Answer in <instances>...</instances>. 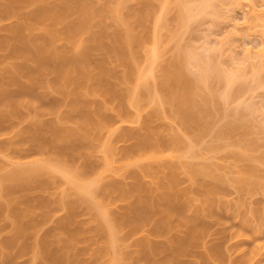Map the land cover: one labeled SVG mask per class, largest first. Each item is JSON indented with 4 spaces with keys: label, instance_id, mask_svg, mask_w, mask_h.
Masks as SVG:
<instances>
[{
    "label": "bare ground",
    "instance_id": "6f19581e",
    "mask_svg": "<svg viewBox=\"0 0 264 264\" xmlns=\"http://www.w3.org/2000/svg\"><path fill=\"white\" fill-rule=\"evenodd\" d=\"M172 3L178 10L174 20L183 23L188 0ZM28 7L32 9L19 21L0 29V63L19 60L0 70V130L14 127L15 121L22 119L20 96L44 102L46 94L39 89L60 96L46 104L48 111L68 106L69 112L60 119L73 126H61L58 120L28 119L15 135L21 138L17 139L20 143L30 142L29 150L39 156L24 161L27 150L17 148L18 142L13 141L8 143L13 146L9 151L19 159L0 155V221L8 219L13 230L5 248L17 244L15 255L31 252L35 264H85V255L102 264H138L139 260L150 264L163 249L152 241V232L137 239L139 257L135 261L125 259L120 246L124 238L142 232L155 218V236L165 234L174 220L187 227L169 255L172 264H187L181 257L198 252L205 228L197 217L186 218L183 213L192 207L197 193L207 200L222 188V182L213 176L210 163L194 164L185 159L194 158L189 154L190 143L184 144L173 134L164 141L152 118L141 119L140 110L143 101H155L153 90L162 105L173 108L185 129L202 134L206 126H201L204 122L193 98L204 96L205 89L209 91V80L221 78L210 69L211 57L193 56L200 80L189 77L180 54L166 62L156 78L159 52L154 41L151 53L147 57L142 54L147 70L139 71L137 60L143 38L134 28L143 29L150 16L152 8L145 2L127 16L122 28L112 32L94 29L101 11L93 9L89 0H0V22L17 17L22 8ZM155 19L152 28L158 34L163 18ZM37 27L39 32L30 35ZM111 61L118 62L122 71L117 72ZM241 75L242 68L238 67L223 80L229 87ZM208 94L203 100L215 101V106V97ZM229 97L230 92L224 94L225 101ZM107 99L115 100L117 108L109 107ZM130 108L135 110L133 117L126 113ZM159 115L155 110L153 117ZM227 124L223 131L216 132L218 140L243 128ZM127 140H132L130 145L116 147V142ZM164 146L170 147V154L164 153ZM256 170L253 165L246 166L237 183L241 187L253 185ZM55 186L59 187V197ZM35 190H39L38 198L32 194ZM42 192L49 195L43 198ZM117 201L125 202L120 212L110 208ZM81 210L88 213L92 230L87 228V220L78 217ZM59 212L63 215L54 218ZM49 222L53 225L44 228ZM215 252L202 254V264H211ZM0 264H13V259Z\"/></svg>",
    "mask_w": 264,
    "mask_h": 264
},
{
    "label": "rangeland",
    "instance_id": "374dc122",
    "mask_svg": "<svg viewBox=\"0 0 264 264\" xmlns=\"http://www.w3.org/2000/svg\"><path fill=\"white\" fill-rule=\"evenodd\" d=\"M89 1L93 9L101 11V15L94 22V29L104 28L111 32L122 28L126 23L127 16L131 15L133 10L140 8V4L142 6L143 2L151 6L150 16L141 26L143 29L134 28V31L136 30L135 32L141 34L143 38L141 50H139L141 56L137 60L139 71L144 72L147 70L145 57L142 54L151 53L150 50L155 48L154 41L157 42L156 48L159 52V64L154 69L156 78L162 67L180 54L184 58L183 68L189 77L200 80V74L197 71L196 61H193V56L204 57L209 55L208 57L212 58L209 59L210 69L218 76L221 75V78L220 80L218 77V79L212 78V81L209 80L211 90L205 89L204 96L199 94L193 98L195 109L197 108L200 111V119L205 123H202L201 126H206L205 130L202 127L204 130L202 134L195 129H185L181 125L180 117L175 114L173 108L166 103L162 105L157 99V93H154L153 90L151 95H154L156 99L154 102L149 99L142 102L141 119L152 118L153 125L159 128L160 132L162 131L164 141L170 139V136L177 135L184 144L190 143L189 154L194 155V158L185 159L194 164L201 161L210 163L213 176H218L219 182H222V185L220 183L222 188L207 200L197 193L191 201L192 207L183 213L186 218L195 219L197 217L198 222L203 223L205 232L202 240H200L199 247L196 249L200 255H198V252L191 253L181 257V262L202 264V254L218 251L215 252L218 255L211 254L212 259L209 263L264 264V0H188L187 16L180 24L174 20L178 10H176L175 4L172 3L173 0ZM31 9V7L22 8L17 17L1 21L0 29L16 23L19 21L20 16ZM253 10H255V13H253ZM157 17L163 18V28L159 29L160 31L158 30V34H154V27L152 28V26L154 19L157 20ZM2 32L0 31V33ZM38 32L39 28L37 27L29 34L33 35ZM11 61L19 60L13 59L1 62L0 70L5 68ZM111 66L117 72L123 69L115 61H111ZM238 67L242 68V75L235 78L228 87L223 77L235 71ZM156 78L155 83L159 85V79L156 80ZM151 83L153 86L154 80ZM39 91L41 94L43 92L46 94L43 103L34 102L27 95H22L21 98L18 97L19 100L17 98L21 104L20 117L22 119L20 118L18 122L15 121V126L12 127V125L10 129H6L7 126L6 128L5 126L1 127L0 155H8L13 161L19 159L18 155L13 153V150V154L9 151L13 146L8 145L13 141L18 142V144L16 143L17 148L21 147L27 150L26 157H23L24 161H30L39 156L33 153V150H29L30 142L29 144L28 141L23 143L22 140V143H20L21 140L18 141L17 139L21 138H17L15 135V132L22 128L28 119L33 118L43 122L58 120L61 126H73L70 121L60 119L69 112L70 108L68 106H61L57 111H48L46 104L51 100L60 98V96L52 90L39 89ZM227 92H230V97L226 98L225 101L224 94ZM208 93L215 97V106H213L215 101L213 104L210 100L207 101L208 96L206 97L207 100H203V97L205 98ZM107 101L109 107L112 109L117 108L118 104L115 100L107 99ZM155 110L159 111V117H153ZM126 113L128 116L133 117L135 110L130 108ZM227 123H236L243 126V128L231 132L229 137L225 136V138L218 140L215 137L216 132L218 130L221 132L220 129L223 131V126ZM133 126L136 127L137 124H133ZM201 126L199 130H201ZM196 134L200 135L196 138ZM131 142L132 140L118 141L115 145L121 149L130 145ZM16 144H14V147H16ZM163 150L165 154L171 152L169 146H164ZM249 165H253L257 169L252 177L254 184L241 187L237 183V178L243 175V169ZM185 185L187 184L181 186L184 187ZM56 188L59 189L55 186V191ZM61 190L62 188L58 191L61 192ZM32 194L38 198L39 195L37 194L40 193L39 190L38 192L35 190ZM34 195L32 196L34 197ZM46 195L49 194L41 193L43 198ZM114 203L113 207L110 208L116 211L120 212L123 206L125 207V202L117 201ZM80 214L78 216L80 220L83 222L87 220L86 226L92 230V223L88 221V213L86 214L85 211L82 212L81 210ZM61 215L63 214H60V212L56 213L54 218ZM154 220L155 218L146 223L142 232L130 238V235L128 238L123 239L122 237L123 242H121L122 246L120 247H122L121 252L124 254L125 259L128 258L129 260L130 258L131 261L132 259L135 261L139 257L137 239L139 240L142 235L151 234L152 232L153 237L150 235L152 241L163 249L157 252L154 261L150 264L173 263L171 261L172 257L169 258L170 251L176 247L177 238L183 237L187 233V227L174 220L165 234L155 236L153 233L156 231L157 223ZM10 223L8 219L0 221V263L13 259V264H35V262L32 263L31 252L15 255L17 244L5 248V242L13 235ZM51 224L49 222L44 228H50ZM124 232L126 235L127 232L125 230ZM82 258L85 259V264H102L91 257L88 258V255ZM125 264H129V262L127 261ZM138 264L147 263L139 260Z\"/></svg>",
    "mask_w": 264,
    "mask_h": 264
}]
</instances>
